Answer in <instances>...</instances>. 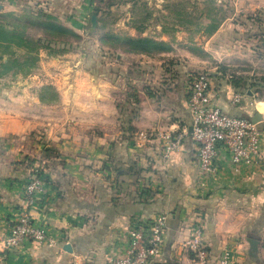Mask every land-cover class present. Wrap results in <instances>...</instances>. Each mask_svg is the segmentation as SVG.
I'll list each match as a JSON object with an SVG mask.
<instances>
[{
	"label": "crops",
	"instance_id": "obj_1",
	"mask_svg": "<svg viewBox=\"0 0 264 264\" xmlns=\"http://www.w3.org/2000/svg\"><path fill=\"white\" fill-rule=\"evenodd\" d=\"M19 1L0 0V11L17 10ZM147 53L92 67L90 83L77 81L84 77L77 70L70 73L75 86L54 83L58 101L46 103V153L35 149V126L18 97L23 90L18 86L10 94V85L0 84V264H108L126 247L134 220L160 214L166 222L153 263L195 264L185 246L194 227L209 250L206 264H219L225 251L232 252L229 264L249 262L241 237L247 240L257 229L260 242L264 234V126L259 124L260 154L251 162L235 164L219 146L216 174H200L187 108L186 72L192 68L163 69L150 64ZM145 63L148 75L141 69ZM142 78H148L146 86L136 84ZM251 87L211 74V93L231 115L264 113V87ZM235 93L242 94L239 102ZM184 130L179 148L165 158L163 135ZM40 160L46 182L29 212L58 243L27 240L5 249L1 240L23 209L30 170Z\"/></svg>",
	"mask_w": 264,
	"mask_h": 264
},
{
	"label": "rangeland",
	"instance_id": "obj_2",
	"mask_svg": "<svg viewBox=\"0 0 264 264\" xmlns=\"http://www.w3.org/2000/svg\"><path fill=\"white\" fill-rule=\"evenodd\" d=\"M18 4L15 17L6 15L10 11H0V20L22 24L28 37L42 38L46 46L29 73L8 74L0 79V84L10 85L5 88L10 94L18 86L23 90L18 97L24 115L35 126L31 131L35 149L45 153L46 114H50L46 103L58 101L54 83L75 86L70 74L73 70L84 73L83 79L78 77L77 81L90 83L92 67L105 68L116 64L118 57L137 53L134 45L127 42L128 37L145 36L162 42L165 48L148 52L150 64L156 62L163 69L172 67L179 72L190 66L192 69L186 72L188 84L196 73L209 72L222 82L245 89L253 83L254 91H263L264 0H20ZM211 7L219 25L207 33L205 26L210 18L206 13ZM93 13L97 15V25L91 29ZM45 14L52 18L46 19ZM49 22L61 29L52 30ZM146 66L143 64L141 69L148 75L150 68ZM146 81L148 78L137 79L136 84L146 86ZM55 148L54 144L51 149ZM34 178L46 182L42 160L30 170L28 179ZM251 234L258 240L257 250L251 253L243 236L246 247L241 253L249 260L247 264H264V234L260 242L257 229L248 236ZM189 253L193 258V252ZM228 253L230 259L232 252Z\"/></svg>",
	"mask_w": 264,
	"mask_h": 264
},
{
	"label": "built area",
	"instance_id": "obj_3",
	"mask_svg": "<svg viewBox=\"0 0 264 264\" xmlns=\"http://www.w3.org/2000/svg\"><path fill=\"white\" fill-rule=\"evenodd\" d=\"M211 74L196 73L189 83L187 108L191 118V134L197 143L198 172L214 176L217 172L216 157L219 146H223L231 160L238 164L242 161L251 162L260 154L264 113L259 122L250 118L226 113L211 93ZM241 93H235L232 99L239 102ZM166 133L163 135L166 144L163 156L169 158L181 144L182 134ZM41 179L30 180L24 190V206L10 231L1 240L5 249L20 246L25 241H47L56 245L58 240L48 235L42 224H36L31 218L29 208L35 204L37 192L41 189ZM166 215L160 214L152 219L138 218L133 221L128 234L127 245L121 254L109 258L108 264H152L159 254L163 242ZM185 246L193 252L195 264H206L209 250L202 242V231L199 227L192 229V236ZM229 253L226 251L219 264H229Z\"/></svg>",
	"mask_w": 264,
	"mask_h": 264
},
{
	"label": "trees",
	"instance_id": "obj_4",
	"mask_svg": "<svg viewBox=\"0 0 264 264\" xmlns=\"http://www.w3.org/2000/svg\"><path fill=\"white\" fill-rule=\"evenodd\" d=\"M97 9V8H96ZM210 10L206 15L210 18L205 26L207 33H212L218 28L219 21H216L215 16L211 14ZM7 16L15 17L17 14L14 11L7 12ZM46 19L52 18L45 14ZM49 27L54 29H61V26L53 22L48 23ZM64 31L65 28L62 27ZM127 42L133 44V51L135 52H150L153 49L165 48L162 42L145 36L137 38L128 37ZM163 45V47H162ZM46 46L42 38H31L25 33V26L13 21L0 20V79L8 74L18 75L29 73L39 60L40 51ZM254 84L251 83L250 86ZM132 99V97H131ZM123 109V104L121 105ZM191 255V254H190ZM154 264H161L159 262Z\"/></svg>",
	"mask_w": 264,
	"mask_h": 264
},
{
	"label": "water",
	"instance_id": "obj_5",
	"mask_svg": "<svg viewBox=\"0 0 264 264\" xmlns=\"http://www.w3.org/2000/svg\"><path fill=\"white\" fill-rule=\"evenodd\" d=\"M1 8H2V6L0 5V9H1ZM90 22H91L90 28H91V29H94V28L96 27V25H97V15H96L95 13L91 14ZM260 119H261V115H260L259 113H256L254 116H252V117L250 118V120H251L252 122H254V123L259 122ZM252 236H253V234H251V236H249V237L247 238V241H248L249 244H250V251H251V253H254V252L257 250V248H258V240H257L255 237H252ZM65 248H66L67 250H69V251L72 250L70 244H66V245H65Z\"/></svg>",
	"mask_w": 264,
	"mask_h": 264
}]
</instances>
